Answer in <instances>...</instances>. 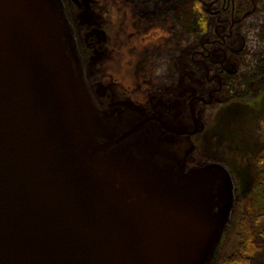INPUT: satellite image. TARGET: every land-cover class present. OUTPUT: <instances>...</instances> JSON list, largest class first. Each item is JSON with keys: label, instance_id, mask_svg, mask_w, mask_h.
Returning <instances> with one entry per match:
<instances>
[{"label": "water", "instance_id": "water-1", "mask_svg": "<svg viewBox=\"0 0 264 264\" xmlns=\"http://www.w3.org/2000/svg\"><path fill=\"white\" fill-rule=\"evenodd\" d=\"M138 112L97 106L62 0H0V264H211L235 178Z\"/></svg>", "mask_w": 264, "mask_h": 264}, {"label": "flooded vegetation", "instance_id": "flooded-vegetation-1", "mask_svg": "<svg viewBox=\"0 0 264 264\" xmlns=\"http://www.w3.org/2000/svg\"><path fill=\"white\" fill-rule=\"evenodd\" d=\"M62 1L96 104L146 114L175 137L166 146L189 167L221 161L206 151L244 103L236 79L246 45L242 28L260 0H200V28L196 24L187 35L178 18L163 16L157 6L138 13L124 0L103 5L105 12L99 0Z\"/></svg>", "mask_w": 264, "mask_h": 264}, {"label": "trees", "instance_id": "trees-1", "mask_svg": "<svg viewBox=\"0 0 264 264\" xmlns=\"http://www.w3.org/2000/svg\"><path fill=\"white\" fill-rule=\"evenodd\" d=\"M123 1L99 3L108 7L111 2ZM196 11L203 12L200 0ZM258 69L260 90L243 97L244 103L229 117L227 129L217 130L218 136L213 138L214 142L217 139L214 148L221 152V161L235 176L239 195L233 221L213 264H264V63Z\"/></svg>", "mask_w": 264, "mask_h": 264}, {"label": "rangeland", "instance_id": "rangeland-1", "mask_svg": "<svg viewBox=\"0 0 264 264\" xmlns=\"http://www.w3.org/2000/svg\"><path fill=\"white\" fill-rule=\"evenodd\" d=\"M133 4L135 11L142 12L147 10L149 13L158 7V12L161 14L174 16L178 18V22L181 28V34L187 35L188 29L195 26L198 22L200 13L193 8V4L198 0H129ZM101 9L104 10V2H101ZM205 8V6H203ZM106 9V7H105ZM106 12V10H104ZM89 13V11H87ZM91 12H93L91 10ZM90 12V13H91ZM92 14V15H91ZM91 17L94 13H91ZM101 13L97 12L99 17ZM96 16V15H95ZM96 18V17H95ZM242 35L245 38L246 45L242 53V62L237 75L238 91L245 97L244 91L249 92L250 96L259 89L261 82L259 77V66L264 63V0L257 2L255 12L249 15L243 22ZM167 68L172 67V64L164 63ZM211 138V137H210ZM217 138V137H215ZM214 139L211 138L210 149L207 153H210L211 159H220L221 152L214 148ZM215 149L216 151H213ZM221 160V159H220ZM255 264H258L256 261ZM262 264V263H261Z\"/></svg>", "mask_w": 264, "mask_h": 264}, {"label": "bare ground", "instance_id": "bare-ground-1", "mask_svg": "<svg viewBox=\"0 0 264 264\" xmlns=\"http://www.w3.org/2000/svg\"><path fill=\"white\" fill-rule=\"evenodd\" d=\"M98 106V105H97ZM99 107V106H98ZM100 108V107H99ZM101 109V108H100ZM101 110H104V109H101Z\"/></svg>", "mask_w": 264, "mask_h": 264}]
</instances>
